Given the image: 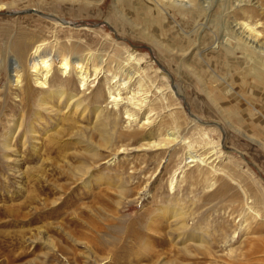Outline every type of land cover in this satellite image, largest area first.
I'll list each match as a JSON object with an SVG mask.
<instances>
[{
    "label": "rangeland",
    "instance_id": "obj_1",
    "mask_svg": "<svg viewBox=\"0 0 264 264\" xmlns=\"http://www.w3.org/2000/svg\"><path fill=\"white\" fill-rule=\"evenodd\" d=\"M213 6L202 21L191 13L176 19L194 32L187 35L162 13L147 11L141 0H121L118 10L115 0H0V264L206 261L192 249L194 258L187 257L177 243L168 212L173 206L188 213L196 235L206 233L215 255L210 262L264 264V66L256 62L264 46L259 54L240 48L235 55L215 47L235 36L236 21L224 13L232 7L228 0ZM32 9L68 25L54 28L41 13L9 14ZM241 21L261 23L264 32V15L249 12ZM200 26L211 32H196ZM158 28L167 50L147 34ZM23 41L30 47L24 56L15 49ZM71 42L104 61L92 64L100 72L96 79L91 74L89 88L78 81L73 87L86 93L85 118L65 102L58 107L56 99L49 113L36 103L44 91L36 93L32 79L34 47L45 44L51 84L60 86L77 79L75 70L66 76L58 70L57 56ZM123 47L137 55L141 67L131 64ZM11 59L21 65V86H32L26 93L9 81ZM125 67L148 83L147 109L134 110L124 99L116 110L107 99L110 87L113 92L119 87L123 98L137 88V82L123 88L116 77L124 78ZM96 106L117 114V130L124 132L123 139H114L112 152L102 147L99 133H90ZM127 107L138 122L128 125ZM147 110L153 124L144 127ZM21 120L22 129L14 131ZM168 131L178 132V144L147 146ZM121 146L126 151L117 154ZM188 146L209 165H188Z\"/></svg>",
    "mask_w": 264,
    "mask_h": 264
},
{
    "label": "bare ground",
    "instance_id": "obj_2",
    "mask_svg": "<svg viewBox=\"0 0 264 264\" xmlns=\"http://www.w3.org/2000/svg\"><path fill=\"white\" fill-rule=\"evenodd\" d=\"M100 1H102V0H100ZM141 1H143L144 8L147 11H149L151 13H155L156 11L159 14L162 13L163 18H166L165 21H168V22L173 21L174 22L173 24L176 27H178L179 29H181V31L184 34L190 35L191 33H194V32H191V33L186 32L178 24L176 19L179 16H183L185 13H191V14L197 15V17L200 18L199 21L200 20L202 21L205 17L211 16V11L213 9L212 7H214L213 5H214L215 0H141ZM228 1L232 5V7L228 6L230 8H227L224 11V13L226 12L227 14L233 15L232 19L236 21V22L234 21L236 23V26L233 27V34L235 36L232 37L233 39L227 38L226 40L224 39V41H222V42L218 41L216 43L217 45H215V47L222 48L225 51V53L234 54V55L240 50V48L244 52H250V53L257 52L259 54L260 50L264 46V41H263L264 32L262 30H259V27L261 28L262 25H261V23H256V24L252 25L249 22L241 21V18H243V16L247 15L249 12H252L253 15H255V14L256 15L257 14L264 15L263 0H228ZM120 2H121V0L120 1L115 0V9L118 10ZM4 5H6V4H3L2 6H4ZM142 5H141V7H143ZM97 7H98V5H97ZM249 7L252 9L249 10L248 9ZM35 11H36V14L41 13L38 10H35ZM227 14L225 16H227ZM41 15L43 17H45V19H48L49 21H51L53 23L52 25H54V28H55V26L57 28H61V26L63 27L64 25H68V23H65L64 20H62V19H60L54 15H46L43 13H41ZM174 29H176V28L174 27ZM141 31L143 32V34L147 33V30H145V29H142ZM195 31L196 32H204V31L211 32V31H208L207 29L206 30L201 29V26H200V28L195 29ZM162 32L163 31H161L160 28H158L155 30V33L149 32L147 34H151L149 38H150L151 42H153L155 44V46H157V48L160 49L162 47V48H165L167 50V46H165L163 41L160 39L159 33H162ZM123 40H126V39H123ZM74 45L76 46V44H73L71 42V44L69 43L68 45L64 46V50H65L64 53L59 52V55L57 56V58L60 61L58 70L60 72H62L63 76L71 74V72L75 70L77 79H75L73 81L70 78H68L67 81L64 82L62 85L60 84V86H56V84H53V85L51 84V78H52V74H53V64L51 63V58L49 56H45V53H43V48L45 47V44L42 43V44H39L36 47H34L32 53H31V56H30L31 62L29 61L31 63L30 67H31L32 79H33L34 84H35L34 87L36 88V93H37V89L44 91L43 94L41 93L42 98L39 101L37 100V98H35L37 101L35 99L34 100L36 101V103L38 102V106L40 107V109H42V111L44 110L48 113L53 112L56 109V106L53 105L54 99H56V101H58V107H62L61 105L65 102L66 106L68 105V108H72L75 110L74 111L75 114H79L82 116V118H85V116L87 115V113L89 112V109H90L87 102H85L86 100H84V96H86V93H85V91H82V92L81 91H75V90H78L79 88L77 87L78 89H74L73 87H75V85L77 84V81L81 85V87H86V86L88 87L89 84L91 85V81H92L90 79V78H92L91 76L92 75L95 76V79H96V77L97 78L99 77V72H100L99 69L96 68L95 66H92V64L95 65L94 62L95 61L97 62L98 60L99 61L97 63H99V62L101 63L104 61H103V58L101 56L93 54L94 52L92 53L90 50H89L90 51L89 53H86L85 51L83 52V49L78 50L76 47L74 49L72 47ZM15 47H16L15 48L16 51H20L22 56L26 55L28 53L29 48H30L29 45L25 44L24 41L18 43ZM68 50L71 52V54L68 53ZM122 50H124V52H126L128 54V58H129L131 64L135 63L137 66H140V63L138 62L139 60H137V57H136L137 55H135V53L132 52V50L130 48L123 47ZM261 60L262 61L259 60L256 62L258 63V65L264 66V57L261 56ZM204 62H206V61H204ZM138 63H139V65H138ZM122 66H121V68H122ZM130 69L131 68L128 69L126 67H125V69H122L123 74H124V78H120V76H116L119 78V80H122L123 88H127V87L130 88V85L132 84V82H137V88L135 90L131 89V93L129 95H127V98H123L122 90L119 87H116L117 89L114 92L112 91L111 87L107 90L109 92L107 99L110 100V102L112 104L114 103L116 110L120 106H122L121 104L123 103L124 99H126V102L128 100L129 106H131V108L134 110H140V109L146 108L148 105V102H149L148 99L150 98V96H149L150 87H148L149 85L145 81L144 77L141 76L139 78L138 73L134 72V70L131 71ZM9 71H10L9 81L15 83L16 87L19 90L21 89V92L26 93V91H29L30 89H32V86L29 83H27L26 86H24V87L21 86L22 75H23V74L21 75V73H20L21 65H19V63L17 64V62L14 59L13 60L11 59L9 61ZM137 78H139L138 81H136ZM95 79H93V80H95ZM63 80H62V82H63ZM95 81H97V80H95ZM95 84H96V82H95ZM131 86H133V85H131ZM69 89H70V91H69ZM174 89H176V88H174ZM100 90L101 89L98 88L95 91H96V93H98V92H100ZM30 92H32V91H30ZM159 92L161 93V90ZM176 93H177V91H176ZM101 94H102V91H101ZM65 99H67V101ZM28 100H29L28 101L29 103H32L34 101V100H31V98H28ZM125 105H126V103H125ZM106 110L107 109L102 108V106H96V113L92 114L93 116L95 115V120L92 122L94 124L93 131H90V133L91 132L92 133H99V135L101 137V141H102V144H101L102 147H105L106 150L107 149L110 150L112 148L111 146L113 145L114 139L118 138V137L122 138L124 136V132L117 130V120H118V118L116 117L117 114L115 115L113 113L112 116H114V117H112V116H110L109 111H106ZM37 112H40V111H37ZM146 113L147 114L144 113L145 116L142 119L143 121H141L142 125L144 127H148V126L153 124L152 110H147ZM126 114H127L126 120H129L128 125L132 124L131 122H138L140 120V117H138V115L135 112H131L128 107L126 108ZM38 115L40 116V113ZM22 126H23V123L21 120V122H19L17 125L14 126V131L15 130H21ZM31 131H32L31 133L34 134V132H33L34 130H31ZM151 135H147L146 136L147 139H151L152 138ZM126 136H128V134ZM33 138H34V136H33ZM179 139H181V138H180L178 132L168 131L166 134L163 135V138L161 140H159L158 142L157 141L155 142L154 140L149 141V144L147 146L150 149H153V148H155L156 150L157 149H163L166 147L175 146L176 144H178L180 142ZM184 142H185V140H184ZM35 143H36V141H35ZM185 145H186V142H185ZM10 146L11 145H10V140H9L6 147L11 148ZM188 147H189V154H188V157L186 158L188 165L192 164V163L200 164L203 166L209 165L207 158H203L202 155H198L191 148V146H188ZM125 151H126V149L123 148V146H121L120 148L117 149L116 153L121 154V153H124ZM94 152L97 153L98 151H94ZM111 152H112V149H111ZM94 157H96V156H94ZM80 171L83 172V174H84L88 170H87V167H85L83 169H80ZM175 185H176V181H175V177H174L171 181V190L172 191L174 190ZM177 207L178 206H173L171 208V210L168 211V212H170V215L173 219V223H174L173 231L177 232L179 235L177 243H182L183 251H184V253H186L188 255L187 257L194 258V256L192 255V253H193L192 250L194 252L196 251V253L198 251V252L202 253V257H204V258L208 257L206 261L203 258H201L205 261L204 264H215V263L210 262V260H212V258L215 257V255H214V252L212 251L211 245L209 244V242L207 240L206 233L201 232L200 235H196L195 234L196 232L193 231L188 226V220H187L188 213L184 210V208L181 207V209H179ZM201 259H200V261H198L199 264H200V262L203 261V260L201 261ZM189 261H190V259H189ZM195 261H196V259H195ZM125 264H134V261H128ZM165 264H187V263L186 262L171 261V262H168Z\"/></svg>",
    "mask_w": 264,
    "mask_h": 264
},
{
    "label": "water",
    "instance_id": "obj_3",
    "mask_svg": "<svg viewBox=\"0 0 264 264\" xmlns=\"http://www.w3.org/2000/svg\"><path fill=\"white\" fill-rule=\"evenodd\" d=\"M28 13H36L35 10H30V11H24V12H15V13H9L10 15H20V14H28Z\"/></svg>",
    "mask_w": 264,
    "mask_h": 264
}]
</instances>
